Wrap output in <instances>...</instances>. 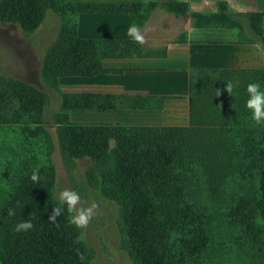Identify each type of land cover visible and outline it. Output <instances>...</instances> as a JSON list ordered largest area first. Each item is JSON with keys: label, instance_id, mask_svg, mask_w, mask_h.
Listing matches in <instances>:
<instances>
[{"label": "trees", "instance_id": "16d2710c", "mask_svg": "<svg viewBox=\"0 0 264 264\" xmlns=\"http://www.w3.org/2000/svg\"><path fill=\"white\" fill-rule=\"evenodd\" d=\"M138 7L74 5L64 0H0V23L18 25L25 34H33L44 22L47 12L56 14L62 36L57 38L53 51L47 53L42 72L46 84L51 81L50 87L61 94L57 87L59 77L100 71L94 63L99 45L77 38V16L84 13L130 15ZM177 7L176 10L186 13L185 5ZM226 12L222 7L219 15L209 18L215 19L214 23L222 21L240 29L236 20L244 16ZM193 17L199 23L207 16ZM247 18L254 34L264 40L262 16L248 15ZM230 80L239 81L232 96L224 91L225 83ZM251 82L259 83L264 90V71H201L198 127L102 128L71 124L67 112L54 117L61 153L70 160L89 159L94 166L91 178L120 207L126 246L134 264L212 261L210 227L204 216L206 193L198 188L193 168L199 162L216 174L233 166L237 168L238 163L256 162L253 153L248 152L254 140L245 131L255 124L245 107L246 87ZM216 91L220 92L219 96ZM44 96L39 90L19 84L14 90L0 92V126L22 125L27 121L40 125ZM194 119L198 121L196 116ZM255 127L260 128V145L264 147V122ZM260 157L259 198L254 210L264 220V149ZM34 172H38L39 182L32 181ZM17 183L0 205V264H88L86 252L80 243H75L77 235L66 211L55 223L49 222L52 208L57 206L53 199L52 163L49 161L43 169L28 170ZM9 209L15 215L9 216ZM21 220L32 222L33 228L16 232L15 227ZM80 253L86 257L83 262L78 259Z\"/></svg>", "mask_w": 264, "mask_h": 264}, {"label": "crops", "instance_id": "0c3cea01", "mask_svg": "<svg viewBox=\"0 0 264 264\" xmlns=\"http://www.w3.org/2000/svg\"><path fill=\"white\" fill-rule=\"evenodd\" d=\"M64 1L139 7L130 15L77 16V38L99 45L94 63L100 71L59 77L61 94L52 90L47 102L48 108L54 107L52 118L67 112L71 124L91 127H198L201 71H264V40L254 34L247 18L261 15L264 32V0ZM178 4L186 6V13L176 10ZM220 6L244 16L236 20L240 29L212 22L209 16L219 15ZM193 15L207 17L196 23ZM133 23L145 43L127 35Z\"/></svg>", "mask_w": 264, "mask_h": 264}, {"label": "rangeland", "instance_id": "374dc122", "mask_svg": "<svg viewBox=\"0 0 264 264\" xmlns=\"http://www.w3.org/2000/svg\"><path fill=\"white\" fill-rule=\"evenodd\" d=\"M62 31L59 18L51 11L33 34H25L18 25L0 23V92L14 90L19 84L39 90L46 97L40 125L27 121L22 125L0 126V205L21 176L30 169H43L50 161L55 170L56 204L64 189L79 194L81 203L77 207L98 204L87 228L71 224L77 237L85 234L80 244L88 256V264H134L126 246L120 207L91 178L93 163L89 159L70 160L59 147L52 118L54 107H47L54 89L50 87L51 81L46 84L42 68ZM253 125L245 131L254 140L248 152L253 153L256 162L238 163L237 168L233 166L216 174L199 162L193 168L198 188L206 193L204 216L210 227L212 252V261L206 264H264V220L254 210L259 198L260 153L264 147L260 145V128ZM255 130L258 133H251ZM96 176L100 179L99 174ZM65 211L70 220L73 214L67 212L66 206Z\"/></svg>", "mask_w": 264, "mask_h": 264}, {"label": "clouds", "instance_id": "9594fccd", "mask_svg": "<svg viewBox=\"0 0 264 264\" xmlns=\"http://www.w3.org/2000/svg\"><path fill=\"white\" fill-rule=\"evenodd\" d=\"M235 31V30H233ZM127 35L136 43H145V37L141 33L139 26L135 23L129 26L127 30ZM239 87V81H228L225 83L224 91H226L230 96L234 94V90ZM217 96L220 95L219 91H216ZM246 93L248 99L245 103L246 109L251 112V119L255 124H261L264 122V90H261V85L257 82H251L246 87ZM33 182H39L38 172H34L31 177ZM81 203L80 196L76 191L64 189L60 191L58 196V204L56 207L52 208V214L49 216V222L55 223L57 217L61 216L65 211V206L67 212L71 215L70 223L75 225L77 228L85 229L87 228L94 212L98 208L97 203H92L88 207H77ZM8 215L13 216L15 212L12 209L8 210ZM33 228V224L30 221L21 220L19 224L16 225L15 231L22 232L28 231ZM84 233L76 238L75 243H81L84 240ZM80 261H85L86 257L83 253L78 255Z\"/></svg>", "mask_w": 264, "mask_h": 264}]
</instances>
